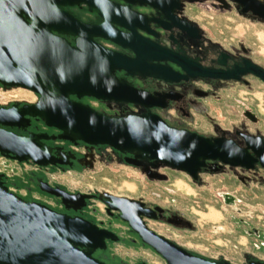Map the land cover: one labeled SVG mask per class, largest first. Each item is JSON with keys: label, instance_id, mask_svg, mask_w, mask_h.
Instances as JSON below:
<instances>
[{"label": "flooded vegetation", "instance_id": "obj_1", "mask_svg": "<svg viewBox=\"0 0 264 264\" xmlns=\"http://www.w3.org/2000/svg\"><path fill=\"white\" fill-rule=\"evenodd\" d=\"M113 1L124 7L127 5L124 0ZM199 6L209 13L224 11L234 14L239 22L244 20L237 28L242 34L229 41L217 40L208 27V20L195 17L191 12ZM66 9L84 23L100 25L104 21L100 14L91 12L84 4ZM125 9L128 12L116 16L119 21L124 19L131 23L132 17L127 14L130 12L146 15L149 19L148 29L138 28L137 34L146 40V63H158L167 68V79L154 78L147 73L146 76H132L125 70H116L119 79L146 92V105L93 96L70 97L110 116L151 112L173 128L211 139H225L246 151L247 158L242 156L239 164L209 159L193 175L163 162L137 158L107 144L59 138L60 130L46 125L38 117H31L25 127L6 129L22 136L48 134L51 138L41 140L42 148H49L57 162L39 165L31 159L20 161L0 152L3 183L24 200L44 204L69 216H79L108 231L110 236L105 238V246L93 252V256L105 264H171L164 254H181L182 251L212 262L264 264V228L253 226L244 211L248 204L245 197L250 199L257 190L264 191L261 112L264 109L254 93L260 85L264 87V80L253 71L257 68L264 71V0H146V5L132 4ZM204 16L212 18L208 14ZM153 17L156 21L151 20ZM116 26L124 33L132 32L119 23ZM61 36L75 45L74 36ZM94 39L105 49L132 58L136 56L133 51L108 39L99 36ZM158 56L162 58L160 61L154 59ZM222 73L228 78L213 77ZM17 88L0 83V107L10 108L14 104L22 107L39 101L40 94L28 89L24 90L32 92L35 100H8L6 93ZM239 88L247 89L250 92L243 95L251 96H241L243 92ZM98 160L140 171L151 188L140 195L129 196L105 191H72L51 180L55 172L93 169ZM8 162L32 166L31 179L37 188L35 197L18 191L13 176L7 172ZM165 167L185 174L186 179L174 178L164 171ZM214 185L219 187L215 190L217 205L213 208L215 212L227 213L234 228L229 227L232 225L229 221H212L213 242L222 245L206 248L209 253L204 254L197 251L199 247L194 244L197 240L186 234L196 232L197 226L187 212L189 209L179 207L177 197L196 195L199 187ZM63 194L67 195L66 200ZM98 202L103 203L105 214L98 208ZM260 211L264 214V208ZM247 238L251 239L250 248ZM121 248L133 253L123 256Z\"/></svg>", "mask_w": 264, "mask_h": 264}, {"label": "water", "instance_id": "obj_2", "mask_svg": "<svg viewBox=\"0 0 264 264\" xmlns=\"http://www.w3.org/2000/svg\"><path fill=\"white\" fill-rule=\"evenodd\" d=\"M124 1L125 7L113 0H0V83L40 94L33 105L0 107V152L39 165L57 162L49 148H42L41 140L51 138L48 134L22 136L6 129L25 127L31 117H38L60 130L59 138L107 144L193 175L209 159L239 164L248 153L225 139L173 128L151 112L110 116L70 97L93 96L146 105V92L119 79L116 70L132 76L147 73L154 78L167 77V68L146 63V40L137 34L138 28L148 29L146 15L127 13L131 23L116 18L128 12L125 8L132 4L146 5V0ZM81 4L100 14L104 21L100 25L84 23L66 9ZM116 23L132 32H122ZM61 34L74 36L75 45ZM96 36L136 56L105 49L95 42ZM253 71L264 80L261 68ZM213 77L228 78L224 73ZM63 195L66 200L67 195ZM109 236L108 231L79 216L24 200L0 177V264H105L93 252L104 247ZM164 255L171 264H230L183 251Z\"/></svg>", "mask_w": 264, "mask_h": 264}, {"label": "rangeland", "instance_id": "obj_3", "mask_svg": "<svg viewBox=\"0 0 264 264\" xmlns=\"http://www.w3.org/2000/svg\"><path fill=\"white\" fill-rule=\"evenodd\" d=\"M196 9V10H195ZM191 12L193 15L198 18H205L210 23V30L214 33L217 40L229 41L230 38L233 39L237 34H242V31H238L237 28L240 24L238 18L234 17V14H227L224 11H218L217 13H209L203 9L202 6L195 8ZM199 9L200 11H197ZM208 14L210 17L204 16ZM203 21V20H201ZM239 91L243 92L241 96L249 97L251 95H243L249 93L247 89L239 88ZM256 97L258 98V104L261 105V108L264 109V87L259 86L256 89ZM8 100H20V101H33L35 96L32 92L27 90L17 88L13 89L6 93ZM262 112V127L264 132V110ZM110 150V149H109ZM8 173L12 175V181L15 183L18 191L27 197H35V192L37 191L32 181V166L28 164H17L15 162H8ZM164 171L169 172L174 175V178L184 181L186 179L185 174L180 172H175L167 167L164 168ZM51 180H55L56 183L62 184L69 188L72 191H101L108 192L111 194L119 195H129L137 196L142 194V191L150 189L144 181L142 173L129 166H121L118 163L107 162L106 160H98L93 169H75L70 172H55L54 177H51ZM219 184V182H217ZM219 186H203L199 187L196 192V195H182L177 197L178 205L185 210L188 208L189 215L192 217L195 225L197 226L196 232L186 233L189 236L194 237L197 241L194 244L198 245L197 251L208 254L205 249L216 247L219 248L220 245H217L213 242L214 237L211 232L213 223L212 221H221L222 223H232L230 228L233 227V222L231 217L222 210L215 212L213 205H217L215 190ZM194 192V193H195ZM180 194V193H179ZM255 195L252 198L248 199V204L244 207L245 217L253 225L257 227L264 228V214L260 211V208H264V191L257 190L254 193ZM185 197V198H184ZM188 198V199H187ZM98 208L102 209V214H105L103 203H97ZM192 211V212H191ZM253 215L252 217L249 215ZM104 215H102L103 218ZM217 240H219L217 238ZM247 247H251V239L247 238ZM196 246V245H195ZM121 254L125 256L126 254H132V250L126 248H121ZM249 252V249H247Z\"/></svg>", "mask_w": 264, "mask_h": 264}]
</instances>
